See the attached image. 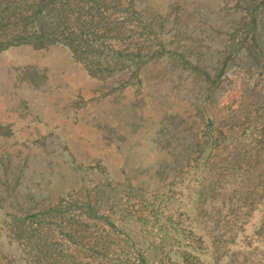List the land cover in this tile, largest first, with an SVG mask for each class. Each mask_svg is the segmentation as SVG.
I'll return each mask as SVG.
<instances>
[{"label":"rangeland","instance_id":"1","mask_svg":"<svg viewBox=\"0 0 264 264\" xmlns=\"http://www.w3.org/2000/svg\"><path fill=\"white\" fill-rule=\"evenodd\" d=\"M56 1L0 47V264H264V0Z\"/></svg>","mask_w":264,"mask_h":264},{"label":"trees","instance_id":"2","mask_svg":"<svg viewBox=\"0 0 264 264\" xmlns=\"http://www.w3.org/2000/svg\"><path fill=\"white\" fill-rule=\"evenodd\" d=\"M64 12L56 0H0V47L20 45L31 41L35 45L51 43L58 37ZM34 24L35 32L29 34Z\"/></svg>","mask_w":264,"mask_h":264}]
</instances>
